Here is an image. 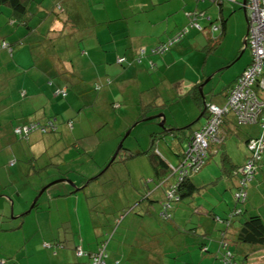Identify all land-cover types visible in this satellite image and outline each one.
Listing matches in <instances>:
<instances>
[{
  "label": "crops",
  "instance_id": "obj_1",
  "mask_svg": "<svg viewBox=\"0 0 264 264\" xmlns=\"http://www.w3.org/2000/svg\"><path fill=\"white\" fill-rule=\"evenodd\" d=\"M242 1L243 0H225L220 5L212 0H35L34 4L31 5L36 6L35 16L38 15L41 20L35 25L30 23L32 29L29 30V32H36V37L33 39V42H45L49 37L56 40L57 37H54V35H60L61 37L64 32L66 34L65 28H68L69 32L73 29L80 30V35H83V37L79 39L84 41V29H86L89 35L87 36L86 46L84 44L85 48H82V52L84 53L83 55L86 56V60L89 62L88 64L86 63L87 68L84 74L80 75L78 72V77L81 80H78L76 77H71V79L77 83L74 84L72 89H70L71 91L69 90L67 97L62 98L56 94V89L67 85L66 82H68L67 78L69 77L66 74L54 73V75H56L50 78L47 71L50 72V67H53L52 60L49 61L48 59H45L44 62L31 65L32 61L26 48L22 51L17 50L12 56L8 49H0V78L4 79V83H1L2 88L0 90L5 89V94L8 96L11 95V97L8 98L7 105L9 104L8 106L15 107L10 116L14 117V120L18 122L13 126L24 123L29 119H36L40 122H44L49 118H56L58 127L55 132L45 134L34 132L30 134L26 141L23 140L24 143L27 144V147L29 146V150L34 154L37 160H41L45 150H51L52 147H55L56 151H50L51 155L61 154L62 158V155L67 154L69 150H77L82 143V139L87 140V137L90 139V143L92 142V139L99 140L101 144L102 142L104 143V141H109V149L105 146L99 151V153L102 152L107 154L108 159L110 157L109 154L113 152L117 144L118 137L107 136L108 133L107 128L104 127V121L112 120L115 111L126 116L128 111H131L136 115L139 113L140 109L146 108L145 111L147 115L151 116L157 114L160 110L159 108H161L163 102H165L163 99L164 94L160 93L161 87L159 86L160 89L158 88L159 82L161 83L162 88L176 86L179 91H183L184 89V96L187 95L188 90L195 83H202L201 89L206 90V84L215 73L226 70V68L233 64L236 58L242 55L247 49H244L243 45L247 20L244 7L241 6ZM50 5L51 7H49ZM236 5H240V7L243 8L245 17L244 30L243 28L241 29V32L244 31V33L240 34L239 31L236 30V35L238 34L240 37L243 35L242 45L236 50L233 49V45H230L228 50L225 48L226 55H217L218 48L223 41L228 40L227 38H230L228 41H231V37L233 33H235V30H233V15L236 13ZM53 11L56 12L54 14L57 16L51 19L50 17L53 16ZM194 11L199 13V16L196 17V21L201 25L200 29L190 28L180 41L172 44L171 48L161 55L148 54L142 58V62L137 63L134 61L136 56L135 52L138 47L145 46L149 48L161 41L167 40L177 32L182 31L183 28L188 25L191 20L190 14H193ZM43 12L46 14L44 15ZM0 15H4V17H0L1 24H4V19H6L10 25V28L4 34L11 35L7 40L11 44L17 42L18 37L16 38L13 35V32L20 34V28L13 27L16 22L12 18L11 12L7 8L1 6ZM75 19L77 23H73ZM209 25H212V27L213 25L218 26L216 30H213L214 32L218 31L217 33H214V35L219 37V40L213 49L208 48L211 42L209 37L212 36L209 30ZM44 27L46 28L42 29ZM61 30H63V32L59 33ZM54 40H52V43L55 47L57 42H54ZM44 42H42V44L45 46ZM42 44L40 46H42ZM49 48L53 51L52 47ZM76 54H79L78 50H76ZM68 55L69 54L62 56V60L65 64L64 70L60 65H57L58 68L54 69V71L56 70L55 72L67 70L70 72L71 69L75 70V67H72V61L70 63L68 62L71 60ZM10 57H16V59L9 63L11 59ZM119 57L124 59L123 63H118ZM202 59L204 60V66L199 68ZM183 61L187 63L184 64ZM249 61L250 57L239 70H236L235 73L232 74L228 83L225 84L224 88L220 91L223 98L226 97V91L230 88L234 79ZM20 62H26V67L21 65ZM187 64L192 65V73L195 74L194 79H189L185 76L186 67L188 66ZM207 67L209 69L211 67V71H207ZM180 70L183 74L181 78L177 79L180 81H174L175 73ZM50 79H52V82L49 84L48 81ZM91 80H94L92 84L97 82L102 85L99 92L93 93L86 88L85 85L88 84L86 82H90ZM149 80H152L153 82H150ZM106 81H109V83L106 84ZM142 81L148 82L144 85L145 87H141ZM175 83H177V85H174ZM88 85L90 88V83ZM76 88V93H74L73 90ZM78 102L83 106H89L87 108L91 110L92 113H95L94 115L96 117H93V119L85 118L82 120L80 118L77 121H74L77 114L75 113V110L81 112L82 109L86 108L80 106V108L77 109ZM115 105L118 106L115 107ZM38 113L42 114L40 119H37L36 117L39 115ZM68 119H71L73 122L72 128H69L65 123ZM95 120H97V123H95L94 126H91ZM160 120L161 118L159 119V122ZM233 121V118L229 114L222 125L221 131L223 135L225 132H228L230 136L235 133L238 139L242 140L243 146L245 150H247L246 140L249 137L258 134V126L256 125L257 129L247 126H235ZM134 127L135 125H133V128ZM133 128L131 130H133ZM147 129L149 131L154 130V126L150 125ZM102 130L106 131V134L102 133L99 135ZM10 132L12 133V131ZM10 132L8 135L0 130V140H6L5 147L0 143V157H2V151L3 153L5 152V155L12 154L14 156L13 161L15 164V162L18 161L17 152L15 150L18 146L22 145V140L11 135ZM9 137L10 140L8 139ZM46 142L51 144L47 145V149L45 148ZM133 143V145H129V148H135L134 151L145 147V145L139 144L138 135L135 136V141H133ZM224 145L225 143L221 144V146L218 147V152L213 153L212 155H217L220 150H224ZM216 150L217 147L213 144L211 151L215 152ZM226 152L231 163L230 165L220 163V175L218 174L216 177L215 175L205 172L203 175L200 173V180H198L201 181L200 186H204V189L206 188L208 190H203L202 195H198L200 199H197L196 197L194 203L199 201L208 205V199H210V182L215 178V182H221V187L218 185L219 187L216 186L213 190V196L217 198V204L215 203L212 207H216L219 212H226L231 206L236 208L238 207V204H242L239 207L242 209L245 207L246 214L251 207L253 208L251 209V213H259L264 219V152L262 159L256 168V175L248 185L245 203H235L232 196H226L227 194L221 193V188L224 186L231 192L234 191L236 186L235 177L226 172H231L230 170L232 166L235 167L242 164L248 155L244 153L243 157H233L229 151ZM44 159L48 160L47 158ZM62 161L61 164H64ZM58 163L60 162H57L56 164ZM64 165L71 166L67 163ZM140 178L141 177H137L138 182ZM80 179H83V177H80ZM73 182L76 184L78 183L76 179ZM70 195H73V193ZM231 199L233 205L229 204ZM191 203L193 202L191 201ZM13 207L14 201H11V209ZM201 207L204 210L206 209L205 206ZM21 214L22 213H18L16 216L19 217ZM145 217V215L141 217L143 219V221L141 220L142 223H145ZM205 217L208 216H204L203 218ZM137 218H139L138 215ZM201 221H208L206 224L199 223L206 235H209L208 231L212 232L218 230L220 232L222 230V227L216 228L217 225L212 219H204ZM61 222L66 223V221ZM237 227V221L232 223L231 226L226 227L225 236L230 242L234 243L235 249L240 256L246 255L247 258L244 263L251 264L248 262L252 257L251 255H253L254 258H258L261 253H264V249H260L258 246L250 245L248 243L242 244L241 242H238L236 239L238 231ZM78 235L79 240H81V245L84 246L85 238L82 236L80 230L78 231ZM204 235L203 237L197 236V239L199 240L197 244H199V246L203 243H207ZM158 238L159 237H156L155 240L150 237L149 240L142 239L143 241H141L143 242L142 244H146V248L149 250L147 258L151 261V264H155L154 261L159 259L156 257L157 254L154 251V245L161 248L159 251L160 254H168L170 252V250L165 248L163 242L160 243ZM181 239H183V237ZM173 244L177 245L179 243L176 242ZM123 245H125L124 242ZM91 247L93 248V246ZM121 248L122 247L119 249L121 250ZM171 250L170 254H173L179 249L173 251L172 248ZM197 251H201L200 247ZM63 253L64 256H66L69 252L64 249ZM58 254L56 256H58ZM132 254V252L122 253L120 263L141 264L137 262ZM199 254V257H196V255L194 257L191 253L183 254L180 257L181 263L176 260L174 261V264H209L208 262L202 263L205 255L202 251L199 252ZM61 258L66 260L63 256ZM56 261L60 264L61 259ZM80 261L84 262L83 259H80ZM108 263L112 264L113 260L110 259ZM144 263L146 264L145 261Z\"/></svg>",
  "mask_w": 264,
  "mask_h": 264
},
{
  "label": "rangeland",
  "instance_id": "obj_2",
  "mask_svg": "<svg viewBox=\"0 0 264 264\" xmlns=\"http://www.w3.org/2000/svg\"><path fill=\"white\" fill-rule=\"evenodd\" d=\"M2 7L7 8L11 12V9L9 7ZM49 7H51V5ZM54 13L56 12L53 11V16L50 17L51 19L57 16ZM43 14L45 15L46 13L43 12ZM0 17H4V15H0ZM38 20H41V18L36 15L34 16V18H32L30 23L32 25H35ZM4 22V24H1L0 21V43H2L3 41L9 42L7 39L11 37V35H4L10 28V25L8 24L6 19H4ZM244 24L245 17L243 8H241L240 5H236V13L235 15H233V30H235V33H233L231 41H228L230 40V38H227L228 40L226 41L224 40L225 42L223 41V43L218 48L217 55H226V50L230 48V45H233L234 50L240 48V45H242L243 35L241 37L238 34L236 35V30L239 31L240 34H243L244 31L241 32V29L243 28L244 30ZM15 27L20 28V34H18L17 32H13V35L16 38L18 37L17 42L13 44L14 48H17L15 49L14 53H16L17 50H25L24 48H26L28 52H30L31 49L36 50L37 46L33 44L35 43L33 42V39L36 37V32H29V30H27L25 26L21 24H16ZM45 28L46 27L42 29ZM67 29L68 28H65L66 34L64 32L61 37L59 35V37L54 40V42H57V44L55 45V52H52L49 47L43 49L39 48L40 51L39 49L38 51L43 52L44 54L46 53L45 55L41 54L42 56L40 57V59L42 61H44V59L51 60V58L55 57V55L57 57H60L69 54V59H71L72 62L74 60V72L78 76L79 74L81 75L85 73L87 68L86 63L88 64L89 62L86 60V56H84V53L82 52V48H85L86 46L87 36L89 34L88 31L84 29L85 36L83 41L82 39H79L83 37V35H80V30L73 29L71 32H69V29ZM171 45L167 48V50L171 48ZM2 48L5 49V47ZM6 48L9 50L8 47ZM225 48L227 49L225 50ZM76 50H78L79 54H76ZM49 55H51L50 58ZM249 57V51L246 49L242 53V55L235 59L232 65L226 68V70L215 73V75L206 84V99L208 103L216 102L221 106H224L225 97H222L220 91L224 88L225 84L228 83L232 74H234L236 70H239L240 67L247 61V59H249ZM10 58L9 63L16 59V57ZM31 61V65H33L34 60L32 58ZM203 61L204 60L202 59V62H200L199 64V68L201 66H204ZM20 63L24 67H26L27 65L26 62ZM183 63L186 64L187 62L183 61ZM187 65L188 66L186 67L185 76L189 79H194L195 74L192 73V65ZM206 70L211 71V67L210 69L207 67ZM182 75L183 74L181 70L177 71L174 76V81H180L177 79L181 78ZM68 77L71 78V76ZM93 81L94 80H91L90 82L85 81L88 84L90 83V88L88 84H86L85 86L89 89L90 92L92 90V92L95 93L92 89ZM149 81L153 82L152 80ZM1 83H4L3 78H0V89L2 88ZM68 83L70 84L71 82ZM146 83L148 82L142 81L141 87H145L144 85ZM71 85L74 87L73 84ZM174 85H177V83H175ZM159 86L161 87V89ZM69 87L71 86L69 85ZM77 88L73 90L74 93H76ZM158 88L160 89V93L164 94L163 99L165 100V102H163L164 105L162 104L161 108H159L160 110L158 113H164L165 123L175 125L176 127H181L192 123L193 128L196 127L199 123H203L205 121L206 118L204 116L199 117L202 107L199 108V106L191 99L190 95L184 96V89L183 91H179L176 86L162 88L160 82L158 84ZM10 97L11 95L8 96L5 94V89L0 90V130L8 135L11 129L14 127L13 125L15 123H18L16 120H14V117L10 116L11 112L15 108L12 106H8L9 104L7 105L8 98ZM77 105V109H79L80 106L86 108L82 109L81 112H77V110H75V113L77 114L74 118V121H77L80 118L82 120L85 118L93 119V117H96L94 115L95 113H92V111L87 108L89 106H83L80 102H78ZM41 115L42 114L37 115V119H40ZM230 115L233 118V123L235 125L253 127L257 129L258 125L256 126V124L251 125L244 123L239 124L238 122H236L237 120L235 115L233 113H230ZM151 122H154V124L156 125ZM95 123H97V120H95L91 126H94ZM150 125L154 126V128L156 129H159V127L161 129V126H159V120L152 119L142 121L141 123L139 122L127 136H125V133L127 132V130H125L122 135L126 138L124 139L123 136L121 137V139H124V146L129 147V145H133V141H135L136 135H138L139 144L148 145L150 138L148 136L149 130L147 129V127ZM187 132H189V130ZM102 133L106 134V131L102 130L99 135H101ZM222 137L226 139L224 142V151H229L233 157H243L244 153L248 155L249 150L247 148V145V150H245L242 140L238 139L235 133L230 136L228 132H225L224 135L222 134ZM8 139L10 140V137ZM19 140H22V145L18 146L15 150L17 152L18 161L15 162V164H12L13 166L9 165L10 160L14 158L12 154L5 155V152L3 153L2 151V157H0V194H2V196H0V260L7 259L13 261L15 257L17 258V262H19V264H59L56 260L61 259L60 264H74L77 259L75 258L71 250L73 249V240L71 239L73 235L72 232L75 233L76 236H79L77 232L80 230L82 236L85 238L83 244L84 246H82L84 250L90 249L91 246H93V248L96 246L97 240L95 238L96 232L94 227L96 226L102 229L104 225H107L106 221H103L104 219L106 220L107 218L114 217L118 214L115 213L116 210H114L113 207H107L108 198L113 204L116 201V197L112 195L113 193H115V186L126 184V189L132 190L131 192L129 191L126 196H128L134 202L132 201L131 203H128L127 206L135 204L136 201H138V203L143 202L141 201V192L144 190V187L140 188L137 177H147V175L151 174L152 172V168L150 167V164L145 155L139 154L135 155L134 157H129L125 155L123 150H121L119 156L116 158V161L109 165L110 167H106L110 159H107V154H104L102 152L99 153V151L102 150L105 146L107 149H109V141H104V143L102 142L101 144L99 140L92 139V142L90 143V139L87 137V140L82 139V143L79 145L80 148L78 149V151H76L75 149L69 150L67 154L62 155L61 158V154L51 155L50 151H56V148L50 146L52 147L51 150H45V152L43 153V158L41 160H37L34 154L29 150V146L27 147V144L24 143L23 139ZM169 140V137H166L165 141H158V147L164 158L167 159L170 164L175 165L179 159L175 154L178 152V150L183 151V147L181 146V144H178L177 140H174L171 143V146L167 147L166 141L170 142ZM0 143L3 147H5L6 140H0ZM212 143L213 142H210L209 146H211ZM213 144H215V146H218L217 142ZM45 145L46 148L47 145L51 144L46 142ZM147 147L148 146H145V148ZM131 149L133 151L135 150V148ZM109 155V158H111L112 153ZM125 156L127 159L123 161V158ZM222 157L223 156L220 150L217 155L214 154L213 156H210L209 163L205 164L199 172L191 175V178L195 181L196 185H201V181L198 180H200L199 176L201 174L203 175L204 172L215 175L216 177L218 176V174L220 175L219 167L220 163H222ZM44 158H47L48 160H45ZM61 161L62 163H67L72 166L71 171L68 173V177H66L68 181L49 185L46 191L43 192L38 200L40 207L32 209L26 215L15 217V215H17L18 213H24L29 209L34 196L42 187L60 178L58 177V175L60 176L62 172H65L67 170V165L65 166L63 164H58L59 168H57V166L49 164L51 162L61 163ZM116 170L118 171V176L120 178L113 176ZM169 173L170 171L168 172V174ZM82 176L83 179L85 177L91 178V181H89V183L86 185H81L80 183H82L83 179H80V177ZM95 176H97L98 178H94ZM75 179L78 181V185H81L80 187L83 188L73 192V195H61L67 193L68 189L70 188L73 189L75 187H79L77 184L75 186L71 183ZM214 179L215 178L212 179L213 182H210V199L208 205H205V203L199 201L194 203V205L192 203L190 204L189 201L191 200V197L193 196L192 195L191 197L187 196L182 198L178 202L173 203L172 210L170 211L172 219L170 220H166L164 218L165 216L162 215H158V217L157 215H145V223H142V213L140 214L139 218H137L136 215L131 214L129 215V217L122 219V223H120L116 227V229L113 228L111 231L113 232V236L111 242H108L109 247L107 248L109 256L111 251L116 252L118 248L122 247V243L124 242L125 250L123 253H130L128 252V250L130 248L132 249L133 247L135 250L132 249L131 252L133 253L132 255L133 257H135L137 262L145 264V261L146 264H151V261H149L147 258L149 250L146 248V244H142L143 242L141 241L149 240V236L156 240L157 236L155 235V233H158V240L165 243V248L170 250V252L172 251V248L173 251L179 249V251L184 252V254L191 253V255H193L194 257L195 255L196 257H199L200 251H197V249H199V244H197L199 240L197 239V236L203 237L205 233L203 232V228L199 225V223L206 224L208 221L201 220H209L208 218H210L212 220H215V224L217 225L216 228L222 227V230L220 232L218 230H214L212 232L208 231L209 235H204L207 243L204 244L206 245V248H203V250L208 251L203 252L205 258L202 263L208 262L209 264H231L229 261H225L223 258L224 253H226L228 249L234 254L236 253L235 259L241 261L243 257H241L240 254L236 251L233 242H230V245L228 247H223L221 245V240L224 239V237L227 239V237L225 236V228L227 227V224L223 218L228 216L232 206L227 209L226 212H219L216 207H211L212 204H217V198L213 196V190L216 188V186H220L221 183L215 182ZM133 185L136 189H134ZM221 189L222 194H227L226 196H232V192L226 187L223 186ZM139 192L140 194H138ZM195 194L200 195L199 188L196 190ZM197 199H200V197ZM11 201H14V207L12 209ZM229 204L233 205L232 199ZM117 206L118 205H116L115 208H117ZM153 206L158 208L154 203ZM201 206H205L206 209L212 208L215 213L223 218L216 219L210 217L208 214V209L205 211ZM238 206H241V204H238ZM195 207L198 208L197 211L194 210ZM156 208L154 209V211H158V209ZM251 209L253 208L250 207L247 211L248 214L251 213ZM242 211L244 213V216H246L245 207L244 209H242ZM126 212H129V210H121V213L123 214H125ZM199 216L208 217L203 218ZM61 221H66V223L62 226L60 224ZM127 225L130 228L128 233H126ZM124 233L127 234L126 237H124ZM182 237L183 239H181ZM64 239H69V241H71L69 243L71 244V249H58V256L53 255L52 251L55 247V241L60 242L64 245L66 241ZM47 242L50 243L52 247H44L43 243ZM176 242H178L179 244L174 245L173 243ZM64 249L69 252L66 256H64L63 253ZM62 256L66 260L62 259ZM251 256L252 257L248 261L249 263L264 264V253H261L258 258H254L253 255ZM172 260L173 259L168 258L169 262H172ZM178 262L181 263V259Z\"/></svg>",
  "mask_w": 264,
  "mask_h": 264
},
{
  "label": "trees",
  "instance_id": "obj_3",
  "mask_svg": "<svg viewBox=\"0 0 264 264\" xmlns=\"http://www.w3.org/2000/svg\"><path fill=\"white\" fill-rule=\"evenodd\" d=\"M34 1L35 0H0V6L9 7L11 9V16L15 20L16 24H21V25L25 26V28L27 30H31L32 26L29 23L32 20V18H34L35 12H36V9H35L36 6L31 5V4H34ZM212 1H214V2H216V3L221 5L222 2H224L225 0H223V1L212 0ZM241 6H242V4H241ZM244 10H245V8H244ZM245 12H246V10H245ZM197 16H199V13L195 12V11H194L193 14H190V17H191L190 19L191 20L189 21L188 25H186L183 28V29L186 30V32H184V30L179 31L175 35H172L167 40H165L166 42L165 41H161L158 44H155L154 46H150L149 48H147L145 46H142L143 48H145V50H146L145 52L146 53L144 55H142L141 57H138L137 50H136V52H135L136 56H135L134 61L137 62V63H140V62H142V58H144V56H146L148 54H151V55H153V54H155V55L156 54H163L164 52L167 51V49L165 51H157V50L152 51V49H155V48L157 49L160 46H165V44L168 43L170 38L175 37L176 35L184 33L183 35H181V37L176 42L180 41V39L185 35V33H187L189 31L190 28L200 29L201 25L196 21V17ZM246 20H247V13H246ZM75 22H76V19H75V21L73 23H75ZM194 23H197L199 25V27H198V25L194 26ZM15 25L13 27L17 28V27H15ZM67 25H69V24H67ZM209 30H210L212 36L209 37L211 42H210L208 48L213 49L214 46L217 44V42L219 40V37H216V35H214V33H217L218 31L214 32L213 31L214 29L212 28V25H209ZM62 32H63V30H61L59 33H62ZM54 37H59V35H54ZM52 40H54V39H51L49 37L48 39L45 40V42L44 41H36L35 43H33L34 45L37 46L36 47L37 49L36 50L35 49L34 50L31 49V51L28 52L29 56L34 60L33 65L37 64L39 62H44V61H42L40 59V57L42 55H45L46 53L44 54L43 52H39L40 51L39 48L43 49V48H47V47H52V49H53L52 52H55V47H54V44L52 43ZM42 42H44L45 46L42 44ZM3 43H5L6 46H2ZM15 43H13V44H15ZM174 43H172V44H174ZM13 44L3 41L2 43H0V48L5 47V49H7L6 47H8L9 48L8 51L10 52V55L12 56V54L15 51V49H17V48H14ZM19 44H20V42H19ZM41 44H42V46H40ZM139 48H141V47H138L137 49H139ZM38 49H39V51H38ZM210 49H208V50H210ZM248 51L250 53V61L244 67V69L237 75V77L234 79V81L231 84L230 88L226 91V97L228 96L230 89L233 88V86L236 84V82H237L239 76L241 75V73L251 63L252 54H251V51L249 49H248ZM50 57H51V55H49V58ZM119 58H122V57H119ZM51 60H52V63H53V67H50L51 68L50 72H48L46 70L48 75L50 76V78L54 77L56 74H66L68 76H71L72 78L76 77L78 80H81L75 74V72H74L75 70H73V69H71L70 72H68V70L67 71H61V72H55L56 70L54 71L55 68H58L57 65L58 66L60 65L63 68V70H64L65 64H64V62L62 60V56L57 57L55 55V57L51 58ZM123 60L122 61H118V63H123L124 62ZM71 61L72 60H69L68 62L70 63ZM54 65H56V66H54ZM73 66L74 65H73V62H72V67ZM54 73H56V74L54 75ZM63 76H65V75H63ZM67 79H68V82H71L70 84L65 81L67 83V85H65L64 87H59V88L56 89V94H58L62 98H66L67 97V95L69 93V90L72 89L71 87H73L71 84L74 85V84L77 83L76 81L72 80L71 78H67ZM51 80L52 79H50L48 81L49 84L52 82ZM105 83L108 84L109 81H106ZM69 85L71 87H69ZM200 85H202V83H195L188 90L187 95H190L191 99L199 106V108L202 107V110L200 112L199 117L204 116L206 118L205 121L203 123H199L198 126L193 127V128H192V123L188 124V125H185V126L176 127L175 125L172 126V124L164 122L163 126H161V129L159 127V129L154 128V130L149 131L148 136L150 138V141H149L148 145H145V146H148L147 148H145V147L143 148L142 147L141 149H138L137 151H133L131 148L125 147L123 141H124V139L126 137H124L122 135L125 130H127V131L129 130L128 134H130V132L132 131L131 129L133 128V125L136 126L139 122L141 123L142 121H146V120H144V118L149 116V115L146 114V111H145L146 108L140 109L139 113H137L136 115H135V113H132L131 111L130 112L128 111L126 116H124L122 113H118L117 111H115L113 113V119L112 120H109V121L105 120L104 121V123H105L104 127L107 128V133H108L107 136L108 137L112 136V137H116V138L118 137L117 138L118 139L117 140L118 144L120 142H122L121 143V147L118 150L116 157L113 159V161L109 165H111L112 163H114L116 161V158L119 156L120 151L123 150L125 155H127L129 157H134L135 155H139V154L140 155H145L147 160H148V162H149V164H150V167L152 168V172H151V174H149V176L148 175H147V177L142 176L140 178V180H139L140 188L144 187V190L141 192V197H142L141 201H143V202L142 203H140V202L138 203V201H136L135 204H131V205L127 206V204L131 203L133 200H131L128 196H126V194L129 191L131 192L132 190H127L126 189V184L125 185H120V186H118V185L115 186V193H113L112 195H114L116 197V201L113 204L110 201V199L108 198L107 207H111V208L113 207V209L116 210L115 213L116 214L118 213V214L116 216H114V217H109L106 220L104 219L103 221H106L107 225H104V227L102 229H100L99 227H96V226L94 227L95 228V232H96L95 233V238L97 240L96 241L97 242L96 246L94 247L95 249L91 247L90 249L84 250L82 245H81V240H79V237L76 236V234L72 232L73 235H72L71 239L73 240V242H72L73 249L70 248L71 244H69V243L71 241H69V239H64V240H66L64 245L62 243H60V242H56L55 241V245H54L55 247H54V249L52 251V254L57 255L58 252H59L58 249L69 248V249L72 250V253L76 257V259H78L74 264H81V263L82 264H93L94 260L97 259V258L100 259V261H101L100 264H109L108 262H109L110 259L113 260L112 264H122V263H120V258H122L121 254L125 250V245L122 246L121 250L118 248L119 250H117L116 252H112L111 251L110 252V256H109V253L107 252V248L109 247L108 242H111L112 236H113L112 235L113 232H111V231H112L113 228L116 229V227L120 223H122L121 222L122 219H125L126 217H129V215H131V214H134L137 217V215L140 216V214L142 213L141 217H143L144 215L153 216L155 214L156 215L158 214L160 216L161 215L165 216L164 218L166 220H170V219H172L170 211L172 210L173 203L174 202H178L179 200H181L184 197H187V196L191 197L192 195L193 196L191 197V200L189 201V203L191 204V201H192L193 202L192 204L194 205L195 198L196 197L199 198V196H198L199 193L195 194L196 190L199 188L200 195H202L203 190H205L206 188L204 189V186H203V189H202V186L196 185L195 181L191 178V175L196 174L197 172L200 171V169L205 164L209 163L210 156H213L212 155L213 153L218 152V147L221 146V144H223L224 140H225L223 138L220 142H217L218 146H216L217 150L215 152L211 151V148H212L213 144H211V146H208V149L205 151V153L202 155L201 159H199V160L193 161V158L189 157L188 153L186 152L187 150H186L185 144L190 140L191 136L196 131L200 130L204 126V124L206 123V121H207V119L209 117L208 106H209V104L212 103V102L208 103V101L206 99V93H207L206 90L202 89V93L199 92V90H201L199 88ZM101 87H102V85L100 83L96 82L95 84H93V88L92 89H93L94 92H99L101 90ZM226 97H225V101H226ZM202 101H203V104H202ZM217 105L221 106L219 104H217ZM117 106L118 105H115V107H117ZM228 115L224 116V118L222 120V124H221V129H222V125L224 124V122L226 120V117ZM134 117H136V118H134ZM158 119H160V118H154L153 120H158ZM65 123L67 124V126L69 128H72V126H73L72 123L73 122H72L71 119L66 120ZM26 124L29 125V126L33 125V128L29 129L27 131V133H18V132L15 131V128L17 126H23V125H26ZM235 126H238V125H235ZM57 127H58V124H57L56 118H49V119H47L44 122H40V121H38L36 119H29V120H27L24 123H20V124L15 125L11 129L12 133L11 132L10 133H11V135L16 136L17 138L23 139V140L26 141L29 138L30 134H32L34 132H39V133H42V134L51 133V132H55L57 130ZM188 130H189V132H187ZM122 136H123L124 139L123 138L121 139ZM125 136H126V133H125ZM166 137H169V139H170L169 140L170 142L166 141L167 147L171 146V143L174 140H177L178 144H181V146L183 147V149H182L183 151L178 150L179 153L177 152L178 154L177 153L175 154L179 158L175 165L170 164V162H168V160L164 158V156L162 155V153H161V151H160V149L158 147V141H160V140H164L165 141ZM247 140H246V142H247ZM118 144L116 146H118ZM116 146H115V148H114V150L112 152V155H113V153L115 152V150L117 148ZM79 148L80 147H78L76 151H78ZM175 151H177V150H175ZM221 153H222V156H223L221 164L224 163V164L230 165L231 161H230V158H229L227 152L224 151V150H221ZM248 156L246 157V159L248 158ZM108 159H110V158H108ZM126 159L127 158L125 156L123 158V161H125ZM246 159H245V161L242 164H239V165H237L235 167L232 166V168L230 170L231 172H226V173H230L232 176L235 177L236 186H235L234 191L232 192V198L234 199L235 203L236 202L237 203H240V202L241 203H245L246 197H247V187H248V185L251 183V181L254 179V177L256 175L254 173L255 175L248 182L247 186L244 187L245 188V192H246L245 199L243 201H241L240 198H236V195H235L236 192L238 190H240V187H242V186L237 184L238 179L241 178V174L238 171V169L243 166V164L246 162ZM13 160H14V158L12 160H10L9 165L14 164ZM49 164L53 165V166L55 165V166H57V168H59L58 164H61V163L56 164V163L51 162ZM66 168H67V170L66 171L64 170L65 172H62L60 176L58 175V177H60L58 179H63V178L68 177V173L71 171L72 166H68L67 165ZM169 171H170V173L168 174ZM113 176H116L117 178H120L118 176V171L117 170L114 172ZM96 177L97 176H95L94 178H96ZM172 177H175V178H172ZM176 178H177V180H176ZM66 180H67V178H66ZM89 181H91V178L85 177L82 180V183H80V184L81 185L82 184L86 185V184L89 183ZM60 182H62V181H60ZM56 183H58V182H56ZM74 184L76 185V183H74ZM77 185H78V183H77ZM81 185H78L79 187H77V188L76 187L73 188V189L70 188V189H68L67 193H64V194H61V195H69V194H71V193H73L75 191H78V190L83 188V187H80ZM133 187H134V189H136L134 185H133ZM46 189H47V187H46ZM46 189L43 192H45ZM138 194H140V192ZM0 196H2V194H0ZM39 198H38V200H39ZM38 200L35 202V204L33 205V207L29 211H26V212L22 213L21 216L28 214L34 208L40 207ZM153 203L158 208L154 207ZM116 205H118L117 208H115ZM212 205H214V204H212ZM212 205H211V207H212ZM155 208L158 209V211H154ZM212 208H214V207H212ZM212 208H207L208 209V214H209L210 217H213V218H216V219L217 218L218 219L223 218V217L219 216L217 213H215ZM123 209H126L127 211L129 210L130 213L129 212H126L125 214L121 213V210H123ZM207 209H205V211ZM194 210L197 211L198 208L195 207ZM15 217H17V216L15 215ZM223 219L226 222L227 227L231 226L232 223H234L235 221L238 222V227H237L238 231H237V234H236V239H237L238 242H241L242 244L248 243L250 245L258 246L260 249L261 248L264 249V219L261 217V215L259 213L252 212V213H249V214L247 213L246 216H244L242 208H240L238 206L236 208L232 207L230 209V212H229L228 216L223 218ZM213 221L215 222L214 219H213ZM60 224L63 226L65 223L61 222ZM128 231H129V227L127 225L126 226V233H128ZM123 235H124V237L127 236V234H125V233ZM155 235L158 237V233L157 234L155 233ZM228 240H229L228 238L226 239L224 237V239L221 240V245L223 247H228L229 243H230V241H228ZM160 243H162V242L160 241ZM204 244L205 243H203L201 246H199L200 250L202 251V253L205 252V251H208V250H203V248L204 249L206 248V245H204ZM43 246L44 247H52V245L50 243H48V242L47 243H43ZM160 249L161 248H158V247H156L154 245V251L157 254L156 257L159 258L158 260L154 261L155 264H174V261L178 260V259L180 260V257L184 254V252H181V251L177 250V252H174L173 254L161 253L159 255ZM131 251H132V249L130 248L128 250V252L131 253ZM228 251H229V249L223 255V258H224L225 261H229L231 264H245L244 261L247 258L246 255L241 256V257H243V259H241V261H239L238 259H235L236 256H235V254L232 251H229V254H227ZM112 253H114V254H112ZM169 254L171 256H169ZM109 257H110V259H109ZM168 258L173 259L172 260L173 263L169 262ZM80 259H83L84 262H81ZM6 263L19 264V262H17V258H15V257H14L13 261L12 260H7V259H5V260L1 259L0 260V264H6Z\"/></svg>",
  "mask_w": 264,
  "mask_h": 264
},
{
  "label": "built area",
  "instance_id": "obj_4",
  "mask_svg": "<svg viewBox=\"0 0 264 264\" xmlns=\"http://www.w3.org/2000/svg\"><path fill=\"white\" fill-rule=\"evenodd\" d=\"M243 6L247 13L245 40L252 54L251 63L241 73L233 88L230 89L224 106H218L214 103L209 104V117L206 123L185 144L186 152L189 157L193 158V161L201 159L210 142H220L223 139L221 135L222 120L224 116L230 113L235 115L239 124H256L259 126L258 134L247 140L246 145L249 150V156L243 166L238 169L241 178L238 179L237 184L242 187L235 195L241 201L246 197L244 187L255 175L254 173L264 151V0H246ZM195 25L198 24L194 23ZM212 28L216 30L218 26L214 25ZM183 30L186 32L185 29ZM183 34L170 38L165 46L152 49V51H165ZM2 46H6V44L3 43ZM145 51L143 47L137 49L138 57L144 55ZM122 60L123 58H118V61ZM31 128H33V125L29 126L26 124L17 126L15 131L27 133ZM227 254H229V251ZM100 263V259L97 258L93 264Z\"/></svg>",
  "mask_w": 264,
  "mask_h": 264
},
{
  "label": "water",
  "instance_id": "obj_5",
  "mask_svg": "<svg viewBox=\"0 0 264 264\" xmlns=\"http://www.w3.org/2000/svg\"><path fill=\"white\" fill-rule=\"evenodd\" d=\"M245 2H246V0H243V1H242V4H244ZM245 35H246V34H245ZM243 45H244V49H245V47H246L245 36H244V38H243ZM244 49H243V50H244ZM199 88L201 89V85L199 86ZM200 92L202 93V89L200 90ZM154 118H161V121L159 122V125H160V126H163V124H164V122H165V116H164V113H157V114H155V115L148 116V117L144 118V120H151V119H154ZM128 133H129V130L126 132V136H127ZM121 143H122V142H120V143L118 144V146H117L115 152L113 153V155H112V157L110 158L109 162L107 163L106 167H107V166L113 161V159L116 157L117 152H118V150H119L120 147H121ZM60 181H62V182L66 181V182H67L68 180H66V178H63V179H57V180H54L53 182H51V183L45 185L44 187H42V188L39 190V192L37 193V195L33 198L32 203L30 204V207H29V209H28L27 211H29V210L33 207V205H34L35 202L38 200V198H39L40 195L43 193V191L46 189V187H48L49 185H51V184H53V183L60 182ZM70 182H71V181H70ZM71 183H72L73 185H75L73 182H71ZM75 186H76V185H75Z\"/></svg>",
  "mask_w": 264,
  "mask_h": 264
},
{
  "label": "clouds",
  "instance_id": "obj_6",
  "mask_svg": "<svg viewBox=\"0 0 264 264\" xmlns=\"http://www.w3.org/2000/svg\"><path fill=\"white\" fill-rule=\"evenodd\" d=\"M242 7H244L243 6V4H242ZM246 30H247V21H246ZM245 48H248L247 47V43H246V47ZM223 133H222V131H221V135H222ZM256 136V135H255ZM253 137V136H252ZM222 138H224V137H222ZM215 143V142H214ZM247 143V142H246ZM264 152V151H263ZM248 154H249V152H248ZM262 156H263V153H262ZM261 159H262V157H261ZM260 162V161H259ZM259 164V163H258Z\"/></svg>",
  "mask_w": 264,
  "mask_h": 264
},
{
  "label": "flooded vegetation",
  "instance_id": "obj_7",
  "mask_svg": "<svg viewBox=\"0 0 264 264\" xmlns=\"http://www.w3.org/2000/svg\"><path fill=\"white\" fill-rule=\"evenodd\" d=\"M159 120V119H158Z\"/></svg>",
  "mask_w": 264,
  "mask_h": 264
}]
</instances>
